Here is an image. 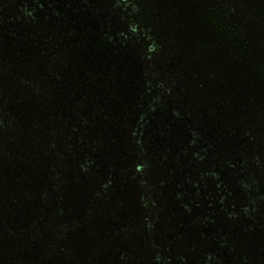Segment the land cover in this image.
<instances>
[{"label": "trees", "instance_id": "16d2710c", "mask_svg": "<svg viewBox=\"0 0 264 264\" xmlns=\"http://www.w3.org/2000/svg\"><path fill=\"white\" fill-rule=\"evenodd\" d=\"M162 1L0 0V168L56 238L119 183L122 261L264 264V0Z\"/></svg>", "mask_w": 264, "mask_h": 264}, {"label": "rangeland", "instance_id": "374dc122", "mask_svg": "<svg viewBox=\"0 0 264 264\" xmlns=\"http://www.w3.org/2000/svg\"><path fill=\"white\" fill-rule=\"evenodd\" d=\"M163 2L162 0H158V7H162ZM153 8L154 5H152L151 10H153ZM131 54L134 56L133 53ZM132 58L129 60L132 61ZM5 120H8L10 123L12 122V124L14 123L13 127L18 125L19 121L15 120L13 122L9 119H4V121ZM22 138H25V136ZM25 141L26 140H24V142ZM31 167L27 165L19 166L12 170L11 165L3 164L0 168V264H145L143 259L138 260L139 263L138 261H131V263L128 261L124 262L122 261L124 254L122 255V253L119 252V244L122 242L120 238L123 239L127 234L130 235V233L125 230V220L121 218L119 222V212H121L119 211V207L121 208L122 202L123 205L125 204L131 209H137L138 204L143 207V202L141 203L136 195L126 199L124 198L119 202V183H117L114 186L115 192L112 190L110 191L111 193H105L103 196L109 198V204H111V209L107 211L108 214L101 209L102 199L99 201V206H96L97 209L99 208L98 211H101V214L93 207V211L102 216L101 219H105L107 222L112 223V225L105 226V228L111 231L109 235L107 234L109 230H104L103 232L96 228L86 230L84 227L88 226L82 227L81 224H77L71 229L63 230L64 234H60L61 238H56L58 229L56 227L57 219L51 216L52 213L49 215L48 213H42L40 211L42 202L38 197L40 194L39 190L34 198L23 193L28 183L33 182L29 184V186L35 184L34 181L29 182L26 179ZM157 169L158 165L156 170ZM156 170L155 172L150 170L151 174L149 175H153L154 177L150 176V183L153 182V179L156 180ZM87 188L86 186V189ZM88 193H90V197L93 196V192ZM14 200H16V202H14ZM65 202V211L59 209L58 212L65 214L64 219L66 221H71L72 217L70 211L67 209V204L69 202L67 200ZM76 202H80V200H76ZM103 202L105 203L106 201ZM59 206L61 208L64 207L63 204ZM143 211H145V209L139 210L140 213ZM147 211L150 213L151 209L147 208ZM55 213L56 210H53V214ZM115 213L117 216H114ZM127 213H129V211L124 212V214ZM85 214L86 212H84V215ZM79 215L83 217L82 214ZM133 215L135 217L136 213H133ZM74 216L77 218L76 215ZM135 219L137 220L139 217L136 216ZM83 222L89 224L87 220ZM80 226L81 228H79ZM136 226L140 229L144 228V224L140 220L137 221ZM129 227L132 230L134 228L133 224ZM106 235L109 237L114 236L115 238H113L112 241L106 242ZM99 237L101 240L96 241ZM149 237L156 238L155 236ZM118 240H120L119 244L117 243ZM127 240L129 241L130 239L127 238ZM131 242H134V240ZM169 248L170 253H174L177 247L172 245L169 246ZM114 249L118 251L116 252ZM152 263L154 264V262ZM155 264L159 263L155 262Z\"/></svg>", "mask_w": 264, "mask_h": 264}]
</instances>
